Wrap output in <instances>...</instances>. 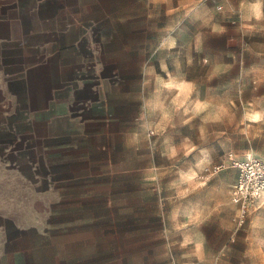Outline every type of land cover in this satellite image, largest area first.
Instances as JSON below:
<instances>
[{"label":"rangeland","instance_id":"obj_1","mask_svg":"<svg viewBox=\"0 0 264 264\" xmlns=\"http://www.w3.org/2000/svg\"><path fill=\"white\" fill-rule=\"evenodd\" d=\"M77 20L52 68L90 89L69 115L91 135L77 139L66 178L31 179L34 192L20 178L3 195L19 205L3 210L19 222L4 264H242L238 251L263 253L264 197L246 229L253 213L238 223L229 170L231 156L264 159V0H84ZM44 153L35 141L19 168L58 173ZM225 213L231 234L254 239L212 224Z\"/></svg>","mask_w":264,"mask_h":264},{"label":"crops","instance_id":"obj_2","mask_svg":"<svg viewBox=\"0 0 264 264\" xmlns=\"http://www.w3.org/2000/svg\"><path fill=\"white\" fill-rule=\"evenodd\" d=\"M83 4L84 0H0V264H4L6 242L17 238L19 229L18 218L3 213L5 208L18 210L17 198L5 199L3 195L18 194L20 178L26 179L22 187L32 192L35 185L31 179L66 178L67 163L75 161L80 146L77 139L91 135L84 132L87 124L76 121L77 115H69V111L80 108L90 89L78 83L81 81L76 76L73 79L64 75L63 68H52L54 59L63 57L60 51L68 46L67 35L76 33L80 26L77 18L82 16ZM69 44L76 46L77 40ZM52 50L55 52L50 53ZM35 141L45 146L44 158L57 166L58 173L51 169L44 175L36 169L26 173L19 168L20 153L29 162L35 160L28 155ZM229 172L237 170L231 168ZM33 205L39 208L42 204L34 201ZM260 211L256 204L246 229L261 222L255 220ZM212 222L228 238L254 239L250 233L231 234L233 223L228 213ZM7 226L11 229L8 235ZM202 240H206V234ZM238 252L244 258L242 264H252L253 256L264 254L252 248Z\"/></svg>","mask_w":264,"mask_h":264},{"label":"built area","instance_id":"obj_3","mask_svg":"<svg viewBox=\"0 0 264 264\" xmlns=\"http://www.w3.org/2000/svg\"><path fill=\"white\" fill-rule=\"evenodd\" d=\"M230 163L231 167L239 170L235 187L232 190V200L239 206L236 219L239 224H243L264 194V159L248 155L240 160L231 156Z\"/></svg>","mask_w":264,"mask_h":264}]
</instances>
